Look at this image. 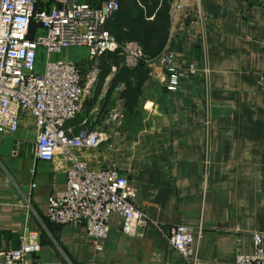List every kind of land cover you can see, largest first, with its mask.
I'll return each mask as SVG.
<instances>
[{"label":"crops","instance_id":"crops-1","mask_svg":"<svg viewBox=\"0 0 264 264\" xmlns=\"http://www.w3.org/2000/svg\"><path fill=\"white\" fill-rule=\"evenodd\" d=\"M81 1L98 6L100 0ZM201 6L203 41L195 0L180 11L171 7L165 50L177 56L176 90L167 89L166 70L155 66L129 113L123 85L111 88L114 74L98 92V81H85L80 111L69 121L74 134H107L98 146L73 153L92 169L115 167L129 177L134 203L148 217L143 235L125 233L116 212L98 241L84 226L49 220V196L66 188L71 163L60 153L52 160L35 156L33 118L23 112L16 131H0V250L19 247L20 234L31 229L40 237L33 264H191L167 237L173 225L187 224L197 230L196 264H234L254 251L255 234H264V0H202Z\"/></svg>","mask_w":264,"mask_h":264},{"label":"built area","instance_id":"built-area-1","mask_svg":"<svg viewBox=\"0 0 264 264\" xmlns=\"http://www.w3.org/2000/svg\"><path fill=\"white\" fill-rule=\"evenodd\" d=\"M189 1L174 0L172 5L180 11ZM195 2L203 41L206 15L202 0ZM118 6V0H102L100 6L81 0H53L48 6L41 5L40 0H0V131H16L23 112L32 116L35 156L52 160L60 153L71 163L66 188L49 196V220L84 226L95 241L108 236L113 212L122 217V230L130 235L142 236L148 217L135 205V187L127 175L115 167L92 169L73 153V148L98 146L107 134L88 129L73 133L69 121L78 115L89 85L79 63L52 60L51 56L83 47L90 58L98 59L105 51L120 49L127 66H162L167 72V89L174 91L179 86V66L173 50L149 58L139 42L118 43L107 29L106 22ZM202 48L203 72L208 76L204 42ZM40 58L44 59L41 71ZM190 71L196 72L195 65H190ZM196 231L190 225L175 224L167 234L171 246L191 264L198 260ZM19 238V247L0 250L4 264H33L32 256L40 250L39 233L26 229ZM234 264H264V234L256 233L254 251L238 255Z\"/></svg>","mask_w":264,"mask_h":264},{"label":"trees","instance_id":"trees-1","mask_svg":"<svg viewBox=\"0 0 264 264\" xmlns=\"http://www.w3.org/2000/svg\"><path fill=\"white\" fill-rule=\"evenodd\" d=\"M174 0H118V9L108 18L107 29L118 43L135 40L149 58H157L165 50L171 28V7ZM102 0L99 1V5ZM34 28L36 25L34 24ZM97 92L106 79L114 74L111 88L120 84V96L126 112L133 113L142 94L149 69L143 64L129 67L120 49L105 51L99 58Z\"/></svg>","mask_w":264,"mask_h":264},{"label":"rangeland","instance_id":"rangeland-1","mask_svg":"<svg viewBox=\"0 0 264 264\" xmlns=\"http://www.w3.org/2000/svg\"><path fill=\"white\" fill-rule=\"evenodd\" d=\"M69 50L70 56L65 55V51ZM58 54V55H56ZM51 56L52 60H60V59H66L67 60H74L71 59L72 57H79V56H86L84 59H80L79 64L82 67L85 81H91L94 84L98 81V74H99V60L98 59H92L88 56V51L86 48L83 47H73L69 49H65L60 53H56ZM77 61V60H74ZM44 64V59L40 58L38 60V70L41 71ZM121 111V110H120Z\"/></svg>","mask_w":264,"mask_h":264}]
</instances>
